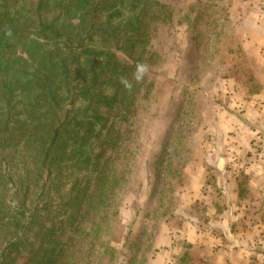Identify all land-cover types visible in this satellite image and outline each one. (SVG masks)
I'll return each instance as SVG.
<instances>
[{
	"label": "trees",
	"instance_id": "trees-1",
	"mask_svg": "<svg viewBox=\"0 0 264 264\" xmlns=\"http://www.w3.org/2000/svg\"><path fill=\"white\" fill-rule=\"evenodd\" d=\"M218 2L0 0V264H151L141 233L123 235L121 210L147 122L161 117L159 81L169 82L163 68L178 32L193 69L210 56L228 80L239 72L232 60L247 58L242 41L225 35L229 13ZM139 62L149 71L137 83ZM194 103L183 98L170 120L164 116L148 173L157 218L168 227L174 184L185 175L172 151ZM250 178L240 172V200L249 198ZM183 247L175 264H209L198 246Z\"/></svg>",
	"mask_w": 264,
	"mask_h": 264
},
{
	"label": "rangeland",
	"instance_id": "rangeland-1",
	"mask_svg": "<svg viewBox=\"0 0 264 264\" xmlns=\"http://www.w3.org/2000/svg\"><path fill=\"white\" fill-rule=\"evenodd\" d=\"M219 1L220 8H225L224 12H228L230 18V21L222 23L223 31L226 36L235 37L236 43L242 41L247 58L232 60L233 72L237 70L239 72L228 80L221 79V75L216 72L217 64L210 56L199 60L195 65L197 67L193 69L194 66L189 65V57H186L188 52L185 41L179 44L184 34L178 32L176 53L163 68V75L169 82L159 81L161 92L159 106L162 107L159 116L161 117L151 118L152 111L150 112L141 151L135 159L136 167L132 176L131 191L121 210L123 235L130 230L134 233V237L141 233L140 239L148 244L150 249L151 264L176 263L184 252V243H188V226L197 217L202 221L206 217V207L202 205L206 200L222 205L225 208L222 213L227 218L223 226L209 220V224H204V230L215 232V236L219 233L224 235V232L240 233L246 241L250 239L249 242L247 241L250 248L251 240L253 241L252 220L255 217L259 220L262 216L261 211L254 212L253 200H247L243 208H238L236 202L231 200L229 191L223 194L216 189L222 181L228 183L230 180L234 181V178L238 180L240 172L244 170L250 176L253 175L248 183V187L251 186L248 199L255 195L258 180L264 185V114L261 113L263 120L251 121L248 115L250 112L242 111L240 106L242 99L237 101L235 98L237 94L249 96L259 93L264 100V0ZM220 17H224V14ZM229 39L223 41L227 43ZM219 50L225 54L226 48L221 45ZM186 92L191 97H186ZM232 94L236 95L232 96ZM171 95L175 96L172 104L169 101ZM183 98L187 100L191 98L195 103L189 108L188 117L179 125V132L182 133L177 137L175 150L172 151L174 164L179 165L185 175L181 180V186H178L180 183L178 180L174 184L177 206L173 213L174 217L167 225L175 228L178 237H176L177 246L170 249L162 244H156L163 227L168 226H164L163 219L157 218L158 206L157 201L151 199L149 195L151 183L148 181V173L161 148L165 126L180 109L178 102ZM260 102L256 103V108L263 111L264 101ZM166 114L169 120L164 118ZM243 116H245L244 120ZM251 126L255 129H251ZM219 168H223V172L219 171ZM205 186L211 189L197 205L195 202L198 199L197 193ZM198 189L199 191L196 192L195 190ZM263 206L264 204L262 208ZM236 210L240 213V217L244 218L242 220L247 221V225H242L241 221L238 225L232 224L236 221L234 214ZM200 255L199 250L198 257ZM153 259H158V262L154 263ZM161 260H164V263H159Z\"/></svg>",
	"mask_w": 264,
	"mask_h": 264
},
{
	"label": "crops",
	"instance_id": "crops-1",
	"mask_svg": "<svg viewBox=\"0 0 264 264\" xmlns=\"http://www.w3.org/2000/svg\"><path fill=\"white\" fill-rule=\"evenodd\" d=\"M233 95L236 94H232V96ZM249 97L251 98V100L247 101L246 95L243 96L237 94L235 96L237 101H239V99H242V103L240 104V106H242V111L250 112L248 115L250 116L251 121L263 120L261 119V113L264 114V110L262 111L259 108H256L257 102L264 101L262 100L261 95L258 93L254 95H249ZM244 117L245 116H243V120ZM219 171L223 172V168H219ZM233 180L234 181L232 182L231 180L228 181V183L222 181V183L219 184L216 191H219L220 193L223 194L229 191L231 193V200L233 202L234 201L236 202V207L243 208L245 206L244 204L247 201L240 200L238 195V185H237L238 180L236 178H234ZM204 188L203 190L201 188L200 190L201 192H198L199 189L195 190L196 192H198L197 193L198 199L195 201L197 205L202 202V200L206 197L205 194L206 193L208 194L209 190L211 189L206 186ZM249 191H251V186L249 188ZM263 195H264V185H261L258 180L255 188V195L251 196L250 199H248V200H253L252 205L254 208V212L256 211L262 212V216L259 220L257 219V217H255L254 220H252L251 239H253L254 244L253 241L251 240L252 243L251 248L247 245L250 239H248L247 242L245 239H243L240 233L224 232V235L223 234L221 235V233H219L218 235L216 234L215 236V232L204 230L203 228L205 227L204 224L205 225L209 224L208 223L209 220L215 222V224L217 225L223 226V223L227 218L226 215H223L222 213L224 211L218 210L216 208L215 202L211 200H206L202 204L203 206L206 207V217L204 221H202L200 218L197 217L194 220V222L192 224L190 223V226H188L189 228L187 232L188 243L196 247L199 246L197 248H199L200 250V254H201L200 257L209 264H264V206L262 208V205L264 204ZM228 205H230V202ZM226 210H228V208H226ZM234 214H236V221H233L232 224L236 223L238 225L241 221L242 225H247L246 223L247 221L245 222L244 220H242L244 218L240 217V213L237 210L235 211ZM162 231H163L162 234L156 240V244L157 245L162 244L163 246L168 247L170 249L175 248V246H177L176 237H178V233L176 232L175 228L163 227ZM222 231H225V229L224 230L222 229ZM182 235L183 234H181L180 232V236ZM240 244L242 245L240 246ZM157 260L158 259L156 260L154 259V263L158 262ZM159 263H164V260L159 261Z\"/></svg>",
	"mask_w": 264,
	"mask_h": 264
},
{
	"label": "clouds",
	"instance_id": "clouds-1",
	"mask_svg": "<svg viewBox=\"0 0 264 264\" xmlns=\"http://www.w3.org/2000/svg\"><path fill=\"white\" fill-rule=\"evenodd\" d=\"M6 35H11V30H9ZM149 66L146 63L139 62L136 64L135 71L132 74V79L135 80L137 83H140L144 80L145 76L148 74ZM119 83L124 87L126 90H131L133 87L132 82L127 77H120Z\"/></svg>",
	"mask_w": 264,
	"mask_h": 264
}]
</instances>
